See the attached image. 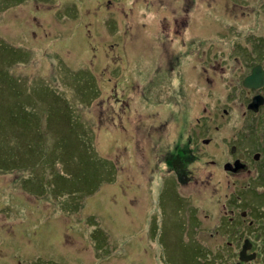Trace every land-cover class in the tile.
I'll list each match as a JSON object with an SVG mask.
<instances>
[{"label":"rangeland","instance_id":"obj_1","mask_svg":"<svg viewBox=\"0 0 264 264\" xmlns=\"http://www.w3.org/2000/svg\"><path fill=\"white\" fill-rule=\"evenodd\" d=\"M163 1L0 0V128L14 123L19 131L16 148L6 144L0 163V264L229 258L217 251L224 239L209 234L203 178L194 185L196 220L165 180L190 137L191 148H217L202 144L200 135L226 146L245 96L236 86L240 77L222 72L238 50L264 35V13L254 23L260 9L251 3L244 28L223 30L226 42L247 36L233 51L201 35L208 21L196 16V5L188 11ZM192 32L197 40L172 44L174 35L187 41ZM13 104L17 119L10 121ZM213 112L223 117L216 122H226L199 133ZM216 155L202 153L200 174ZM189 187L178 192L187 196ZM193 243L202 255L180 256ZM261 254L249 264H264Z\"/></svg>","mask_w":264,"mask_h":264},{"label":"flooded vegetation","instance_id":"obj_2","mask_svg":"<svg viewBox=\"0 0 264 264\" xmlns=\"http://www.w3.org/2000/svg\"><path fill=\"white\" fill-rule=\"evenodd\" d=\"M182 1L184 4H181ZM203 1L206 2L205 6ZM218 1H222V4ZM166 2L167 0L163 1L164 5ZM251 3L260 9H256L258 15L254 23H262L260 17L264 13V0H175L177 8L184 5L188 7V11L196 5V16L201 15L208 21V29L201 35L206 34L209 43L214 41L222 44L230 43L228 49L233 51L242 44L243 40H247L246 34L244 33V39L226 42L227 38L222 36V32L224 29L241 28L247 24L246 14L251 10L246 12V9ZM199 25H203L200 19L195 22L194 30ZM187 37L186 41L174 35L175 41L171 42L174 45L179 43L182 45L199 38L194 32L188 33ZM248 46L242 51L238 50L235 53L237 56L234 62L225 64L226 68L222 72L240 77L236 86L241 91V96H245L244 101L239 103L243 111L239 113V120L233 132L227 136L226 146L224 145L226 142L222 139L212 141L215 138L213 135L209 138L200 135L202 144L209 146L216 143L217 148L210 150L198 146L191 148L192 137H190L187 144L188 150L182 149L175 153V163L172 167L174 176L170 175L165 180L166 186L168 184L173 186V197L177 205L188 204L192 220H196L195 211L197 212L192 200L195 196L198 197L199 193L194 185L199 186L201 178H203L201 183L208 184V186L205 184L204 189H208L209 208L212 212L209 220V234L213 239L215 237L224 239L223 243L217 244V251L222 255L228 253L229 257L236 255V259L232 261L233 264L239 262L242 250H245V256L250 257L254 254L252 260L257 257L256 254L264 251V85L259 89L243 86V80L250 76L254 69L264 72V35L253 37ZM255 96L263 98V105L256 112L248 109L249 103ZM236 105L238 102L235 101L233 106ZM220 118L223 117L213 112L212 116L204 119V126L200 127L199 133L209 132L210 134L211 125L215 126V122ZM197 121L201 120L197 119ZM225 122L223 120L216 123L221 126ZM217 127L215 126V130ZM204 150L208 156L217 153L216 159L208 160V171L205 175L200 174L201 166H199ZM178 154H182L187 159L182 161ZM167 177L168 175L164 179ZM189 184L190 192L187 196H181L178 189ZM219 192H222L220 196ZM223 258L228 257L224 255ZM252 260L240 262V264H249Z\"/></svg>","mask_w":264,"mask_h":264},{"label":"trees","instance_id":"obj_3","mask_svg":"<svg viewBox=\"0 0 264 264\" xmlns=\"http://www.w3.org/2000/svg\"><path fill=\"white\" fill-rule=\"evenodd\" d=\"M60 105L66 106L64 103H61ZM7 109L8 110L12 109V112L10 115V121H13L12 119H17V113L15 111H13V109H15V105L14 104L10 105L7 107ZM14 125L15 124L12 123L11 126H8L6 128H0V163L3 161V159L6 157V155H8L7 145H13L14 149L16 148L14 145H15V142L19 138V136H18L19 131L17 132V135H15L14 130L12 129ZM8 128H10V130ZM16 153L21 154L20 152H16ZM183 205L180 207L182 210L184 208ZM191 215H192V213H191ZM155 227L156 226L151 222L150 236L154 237L153 230H155ZM189 249H190L189 251H186L187 249L186 250L184 249L182 251L183 253L180 256H182L183 258L186 259L187 257L190 256L191 253L193 255H195L196 258H197V256L202 255L201 250H200L198 244H196V243H193L192 247H190ZM262 252H264V251H262ZM261 255H263V259H262V261H263L264 260V254H261ZM235 259H236V255L233 257H229V258H223V262L225 264L226 262H229V261L231 262V261H234ZM180 260H181V258H180ZM164 261L166 262V259H164ZM196 261L199 262V260H197V259H196ZM185 262H186V264H188L187 260H185ZM193 263L195 264V262H193Z\"/></svg>","mask_w":264,"mask_h":264},{"label":"water","instance_id":"obj_4","mask_svg":"<svg viewBox=\"0 0 264 264\" xmlns=\"http://www.w3.org/2000/svg\"><path fill=\"white\" fill-rule=\"evenodd\" d=\"M264 72L261 70L258 72L257 68L253 70L250 76L243 80V86L250 89H259L264 85ZM263 105V98L261 96H255L248 105V109L256 112L260 106ZM254 258V254L250 257L245 256V250H242L239 256V262L250 261Z\"/></svg>","mask_w":264,"mask_h":264}]
</instances>
